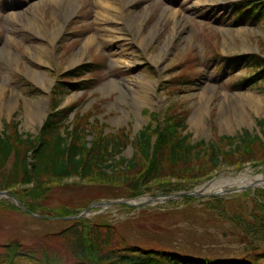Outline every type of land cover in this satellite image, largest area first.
<instances>
[{
    "label": "rangeland",
    "instance_id": "obj_1",
    "mask_svg": "<svg viewBox=\"0 0 264 264\" xmlns=\"http://www.w3.org/2000/svg\"><path fill=\"white\" fill-rule=\"evenodd\" d=\"M242 1L0 0V134L12 135L15 124L23 137H38L55 100L60 109L76 107L61 130H84L81 141L86 148L102 137L121 147L119 155L95 165L90 177L52 182L40 189L43 194L34 191V184L0 192L30 198L38 212L20 202L23 207L49 218L74 217L99 201L161 199L136 207L112 205L86 215L89 221H47L2 197L0 253L6 250L3 246L15 243L22 251L53 250L61 252L62 260L72 261L66 240L57 235L74 224L89 239L96 232L108 239L113 234L109 245L114 248L124 243L198 260L264 254V188L164 199L192 192L222 174L247 168L252 174L264 172V125L257 123L264 118V105L257 109L248 102V97L258 96L264 101V82L240 90L241 80L252 69L231 68L225 62L240 55L264 60V18L252 21L251 16L249 22L239 23L241 13L231 15ZM109 4L113 7L105 11ZM110 10L118 13L105 21L104 11ZM86 40H92L90 47L84 46ZM86 64L93 66V73L81 79L64 77ZM34 74L43 75L45 82H33ZM88 80L94 87L85 91L68 85ZM112 82L132 87V97L149 102L134 108L119 87L105 89ZM140 89L146 93L137 94ZM38 108L42 116L30 123L28 113L36 116ZM199 108L205 122L197 128L191 120ZM171 116L183 120L178 132L189 145L200 144L194 150L199 157L170 171L172 175L144 180L133 188V180L148 167L139 155L134 157V138L147 126L163 130ZM211 148L219 156L215 166L208 159ZM202 172L208 175L195 178ZM17 264L30 263L21 258Z\"/></svg>",
    "mask_w": 264,
    "mask_h": 264
},
{
    "label": "trees",
    "instance_id": "obj_2",
    "mask_svg": "<svg viewBox=\"0 0 264 264\" xmlns=\"http://www.w3.org/2000/svg\"><path fill=\"white\" fill-rule=\"evenodd\" d=\"M245 5L254 10L264 9V0L260 2L248 0ZM254 17L255 20L259 19L255 15ZM226 62L234 68L250 67L252 69L253 73L241 80L240 90L264 82L263 59L253 55H240L227 58ZM93 72V66L86 64L65 73L64 77L81 79L86 74ZM92 81H80L68 85L71 89L85 91L94 87ZM61 86H63L62 83ZM55 89H57L56 86L52 93ZM54 96L55 98L61 97L57 93H54ZM59 103L60 101H51V112L45 119L38 137L32 138L28 135L23 137L22 134L17 132L15 124L12 135L5 131L0 134L1 190H11L15 186L34 184V191L43 194L44 190L40 189L52 182L72 177H90L95 165L98 167V163L104 164L107 162L106 157L120 154L121 147L119 148L118 142L113 145L112 140L102 137L92 148H86L84 142L81 141L84 130H79L78 127L69 130L68 126L61 130L62 124L75 111L76 107L71 106L60 109L58 108ZM168 121H170V125L163 130H160V127L150 130V127L147 126L134 138L136 151L134 157L139 155L148 167L133 180L132 187L135 185L139 187V183L144 180L145 183H149L163 177L162 175L169 176L170 171L176 170L180 166L189 165L193 159L199 157L200 154L194 152V150L199 149L200 144L189 145L187 138L182 136L180 131L178 132L179 129L183 128V120L171 116ZM257 123L264 125V118L258 120ZM70 137H72L71 140ZM154 137L155 141H153ZM210 152L209 161L217 163L219 156L215 155L213 148L210 149ZM218 154L220 153L218 152ZM8 163H11V167L6 169ZM215 163L212 166H215ZM105 167L109 166L106 164ZM207 175V173L202 172L195 178L202 179ZM260 194L261 192L255 194V196H260ZM12 195L30 212H38L28 202L31 201L30 198L24 200L14 192ZM215 201H218V199ZM257 226L259 227V225ZM89 227L93 230L92 226ZM86 235L78 231L74 224L57 235V237H63L66 240L68 251L73 258L72 261L62 260L61 252L31 249L22 251L18 244L13 243L3 246L6 250L0 253V264H17V261L21 258H24L30 264H258L260 259H264V254H254L251 257L248 256L242 259L221 260L205 257L198 260L171 251L144 250L135 246H127L124 243L122 247L114 248L109 245V240H113V234L109 239L108 235L101 238L103 236L100 232L92 235L93 239H89ZM65 236L69 237L65 238Z\"/></svg>",
    "mask_w": 264,
    "mask_h": 264
},
{
    "label": "bare ground",
    "instance_id": "obj_3",
    "mask_svg": "<svg viewBox=\"0 0 264 264\" xmlns=\"http://www.w3.org/2000/svg\"><path fill=\"white\" fill-rule=\"evenodd\" d=\"M70 3H73L74 0H69ZM101 5L103 3H100ZM113 4H115V0H113ZM113 4H109L107 7L104 6L103 9H105V11L108 8H112ZM105 5H107L105 3ZM70 8H72V6L69 5ZM75 8L72 9V11ZM242 8H240V6L238 7H234L233 13L231 14L232 16H234L236 13H238V11H241ZM71 11V12H72ZM104 11V16H102V14L99 16H102L105 21H109L107 16H112L114 17L115 13L118 12H114L110 10V14ZM255 15L257 18H264V9H252L251 7H244V14L238 18V22H249L250 21V17ZM102 19V18H101ZM132 24L131 27H134V20H132ZM139 28V26L137 27ZM153 35V32H152ZM92 40H86V43L84 46H91ZM31 80L37 84H42L43 82H45V79L43 77V75L41 74H34V76L30 77ZM119 87V84H117L116 82H112L108 85L105 86V89H107L108 91H114L117 90V88ZM119 90L122 93V96L125 100L127 101H131L132 105L134 108H141L143 106H145L149 100H140L139 98H135L132 97V93H136V91H133L132 87L129 86H120ZM144 90V89H143ZM138 90L139 92H137V94H142L143 92H145V90ZM146 93V92H145ZM248 102L250 105L256 107L258 109V107L264 105V101L263 98L261 97H256V98H252V97H248ZM40 115L42 116V110L40 108H38V113L36 114V116L31 115L30 113H28V119L29 122L32 123L34 122V120L39 119ZM192 125L194 127H201L202 125H204V115H203V111L199 109L196 110V112L194 113L193 117H192ZM245 188H264V172L258 173V174H252V170L250 168L245 169L244 171L237 173L235 175L232 174H222L218 177H215L214 179L196 187L195 189H193L194 192H197L200 195L206 196V195H210V194H219V195H224V194H228L234 191H241ZM258 197V196H257ZM2 197H0L1 199ZM14 199H16L17 201H19L16 197L13 196ZM156 201H161V199L156 198L154 200H150V198L148 199V197H144V198H140L137 200H131L130 201V205H139V204H146L147 202H156ZM20 202V201H19ZM13 203V202H12ZM104 209H107L108 206L104 205L103 206ZM53 221V220H51Z\"/></svg>",
    "mask_w": 264,
    "mask_h": 264
},
{
    "label": "water",
    "instance_id": "obj_4",
    "mask_svg": "<svg viewBox=\"0 0 264 264\" xmlns=\"http://www.w3.org/2000/svg\"><path fill=\"white\" fill-rule=\"evenodd\" d=\"M219 194H212L211 196H218ZM181 196H197V197H204L203 195L198 194L197 192H187V193H180V194H172L167 196L168 198H164V199H171V198H177V197H181ZM0 197H5L7 199H9L11 202H13L19 209L25 211L26 213L30 214L31 216L38 218V219H42V220H47V221H51V220H63V221H68L71 220L73 218H81L83 217L84 214L88 213L91 209H98L100 207H103L104 205L106 206H111L114 204H124L126 206H131V207H135L136 205H130V202L127 201H111V202H97V203H93L91 206H88L87 208H85L83 211L79 212L76 216L74 217H61V218H49L46 216H41V215H35L32 214L30 212H28L26 210L25 207H23V205L17 201L16 199L13 198V196L10 194V192L8 191H1L0 192ZM156 198H151L150 200H154ZM138 206V205H137Z\"/></svg>",
    "mask_w": 264,
    "mask_h": 264
}]
</instances>
